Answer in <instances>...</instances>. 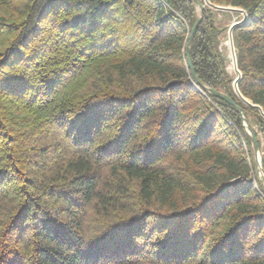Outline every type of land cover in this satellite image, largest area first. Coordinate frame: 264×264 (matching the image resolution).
I'll list each match as a JSON object with an SVG mask.
<instances>
[{
	"label": "trees",
	"instance_id": "trees-1",
	"mask_svg": "<svg viewBox=\"0 0 264 264\" xmlns=\"http://www.w3.org/2000/svg\"><path fill=\"white\" fill-rule=\"evenodd\" d=\"M209 1L247 14L238 89L264 113V0ZM236 17L204 0H0V264H264L247 130L264 171V115L229 72Z\"/></svg>",
	"mask_w": 264,
	"mask_h": 264
},
{
	"label": "water",
	"instance_id": "water-1",
	"mask_svg": "<svg viewBox=\"0 0 264 264\" xmlns=\"http://www.w3.org/2000/svg\"><path fill=\"white\" fill-rule=\"evenodd\" d=\"M204 2H205V5L206 6L210 7L211 9H214L216 11H224V12H230V13H244V19L242 21H240V22L234 23L231 26L230 30H229V42H230L231 52H232V55H233L234 69H235L236 73L238 74V78L236 79V81L234 83V88H235L236 92L238 93L239 97L242 99V101L244 103H246L247 105H249L252 108H255V109L260 110L262 112V114L264 115L262 109L259 106L254 105L251 102H249L248 100H246L240 94L239 89H238V83L241 80L242 75H241V73H240V71L238 70V67H237V59H236L235 47H234V43H233V30H234L235 27H237L239 25H242L243 23H245L247 21V14H246V12L244 10L238 9V8L215 6V5H212L209 0H204ZM198 8H199L200 11L203 12L204 6L202 4H198ZM199 25H200V21H198L196 23L194 29L191 32L190 41H189L188 48H187V54H188L187 65H188V69H189L191 75L193 76L195 82H197L198 84H200V82H199V80H198V78H197V76H196V74L194 72V67H193L192 58H191L190 45H191L192 39L194 38V36L196 35V33L198 31ZM218 95L221 96L228 103H230L232 106L237 107L239 109L240 113L242 114V109L240 107H238L236 105V103L232 99H230V98H228L226 96H222L220 94H218ZM245 125L247 126V124H245ZM247 130H248L249 135L254 139V142H255L254 149H255L256 157H258L259 149H258V142H257V139H256V135H255L254 132H252L250 130V128L248 126H247ZM258 166L261 167V172H264L263 169H262V163L260 161H258Z\"/></svg>",
	"mask_w": 264,
	"mask_h": 264
},
{
	"label": "rangeland",
	"instance_id": "rangeland-1",
	"mask_svg": "<svg viewBox=\"0 0 264 264\" xmlns=\"http://www.w3.org/2000/svg\"><path fill=\"white\" fill-rule=\"evenodd\" d=\"M233 15H239V17H236L235 19H234V21H236V20H238V19H240V20H243L244 19V13H232ZM233 21V22H234ZM224 47H225V49H226V52H227V54H228V56H229V58H230V65H229V72L232 74V75H237V73H236V71H235V69H234V66H233V62H232V60H231V47H230V42H229V35H228V38H227V40L225 41V43H224ZM262 147L264 148V141H263V143H262ZM255 161H256V163H258V161H262V152H260L259 151V153H258V157H256V153H255ZM258 165V164H257ZM259 170H260V173H259V179L260 180H264V172H261V167L259 166Z\"/></svg>",
	"mask_w": 264,
	"mask_h": 264
},
{
	"label": "bare ground",
	"instance_id": "bare-ground-1",
	"mask_svg": "<svg viewBox=\"0 0 264 264\" xmlns=\"http://www.w3.org/2000/svg\"><path fill=\"white\" fill-rule=\"evenodd\" d=\"M231 60H232V62H233V55H232V53H231ZM233 66H234V64H233Z\"/></svg>",
	"mask_w": 264,
	"mask_h": 264
}]
</instances>
